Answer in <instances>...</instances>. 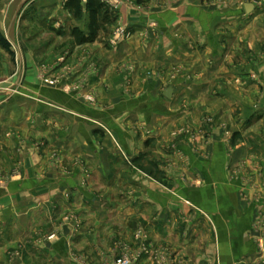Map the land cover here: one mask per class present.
Returning a JSON list of instances; mask_svg holds the SVG:
<instances>
[{"label":"crops","instance_id":"0c3cea01","mask_svg":"<svg viewBox=\"0 0 264 264\" xmlns=\"http://www.w3.org/2000/svg\"><path fill=\"white\" fill-rule=\"evenodd\" d=\"M102 1L111 13L100 17L98 29L91 34L83 0H0V33L16 56L13 63L12 56L0 47V108L4 109L0 117L13 116L6 88L36 86L33 71L37 64L51 65L57 71L61 64L56 58L64 51L70 54L67 62L73 68L71 76L88 73L86 90L99 101L98 105L87 106L57 87L40 83L36 103L40 121L36 129L31 128L43 139L40 157L35 155L33 166L40 169L39 178H35L40 191L29 194L35 184L33 178L24 175L15 182L12 192L8 187L0 192V264L6 263V249L24 244L37 231L38 223L40 232L52 233L54 221L66 209L76 210L83 224L76 230L65 225L43 242L35 250L42 264H74L70 257L73 246L84 247L97 261L99 253L94 249L99 242L107 246L113 233L129 240L138 224L151 242L164 244L196 264H253L260 257L264 264V248L256 242L264 237V224L261 222L257 230L253 225L259 215L264 216V51L256 43L245 48L250 61L246 58L238 65L244 67V74L238 73L236 63L241 39L237 22L247 24L244 34L252 35V23L258 16L243 15L240 7L252 3L254 9L255 4L251 0H229V8L221 10L215 9L216 0H148L144 5L135 0ZM117 26H123L127 36L112 43ZM90 64L94 69L89 70ZM128 66L132 89L125 95L122 78ZM192 66H196L191 69L195 75L186 79ZM168 85L174 87L170 99L162 95ZM185 87L229 88L225 95L214 93L210 100L206 93L195 95L201 101L200 108L227 119L231 127L237 128L236 122L247 125L250 119L254 123L245 129L246 139L233 149L219 137L212 138L208 145L197 141V149L189 142L180 143L188 162V178L198 175L201 187L181 183L177 194L149 187L132 194L128 206L123 197L115 203L98 202V194L81 201L84 205L62 202V194L70 192L75 183L76 192L72 190V194L79 195L73 196L74 203L77 197L86 195L85 190L71 174L50 169L48 153H61L62 164L70 167L73 157L84 156L86 151L90 165L108 166L107 155H95L96 148L88 145L95 142L99 126L111 129L124 154L132 156L145 137L133 133L131 127L144 125L153 136L164 135L173 119L185 112L178 108ZM235 87L244 88L243 92L238 90V94ZM21 113L26 125L28 113ZM256 135L261 139L258 142L253 141ZM102 142L108 147L107 137ZM240 161L245 164L238 175L245 176L232 177L233 165ZM128 214L133 216L131 226L126 225ZM115 222L120 225L113 229ZM37 253L30 252L21 263L33 262ZM142 260L140 264L153 261L150 254Z\"/></svg>","mask_w":264,"mask_h":264},{"label":"rangeland","instance_id":"374dc122","mask_svg":"<svg viewBox=\"0 0 264 264\" xmlns=\"http://www.w3.org/2000/svg\"><path fill=\"white\" fill-rule=\"evenodd\" d=\"M147 1L148 0H142V5H144ZM251 1L255 4V8L252 11L246 13L244 6H241L240 9L243 12V15H258L252 23V35H249V33L246 35L244 34L243 27L247 24L237 22V33L241 39H238L239 43L237 46L240 54L237 55L236 63L238 73L241 74H244V67H238V65L242 64L243 60L246 58L247 61H250V52H247L245 48L249 46V44L253 47L256 43V46H260L264 51V35H262L264 34V0ZM228 2L229 0H216L215 9L223 10L229 8ZM227 23L228 22H226V24ZM222 29L227 28L225 27ZM113 32L111 42L116 43L120 39L116 41L113 40ZM126 36L127 32H125L124 37ZM250 39L255 41L254 44L251 43ZM69 56L70 54L67 51H64L58 56V58H56V62L61 64L59 70L57 71H55L51 65L49 66L45 63H41L40 65L39 62L36 66L37 69L33 71L34 78L37 81V84L35 83L37 88L36 86L28 88L20 87V85L6 88L7 97L12 100L11 112L13 113V116L7 119L0 117V192H3V190L7 187L8 189H11L12 192L15 182L21 179L24 175H28L29 178H33L32 185L35 184L33 188H30L29 194H36V192L40 191V187L37 185L38 180H35V178H39L40 176V169L33 167L35 166L34 161H36L35 155L40 157V148L43 142V139L40 138V132L35 130L36 124L40 121L39 113L36 112L39 110L37 107L38 104L36 103L40 98V92L38 90L40 89V83L50 88L57 87L62 92L79 98V100L87 106L93 107L96 104L98 105L99 101H97L96 96L88 93L86 90L88 73L79 77L71 76L73 75V68L72 65H69L70 62H67ZM37 58L40 60V56H37ZM15 60L16 56L13 55V63H15ZM90 68L94 69V65L90 64L89 70ZM195 68L196 66H192L190 69L188 68L187 73L184 72V74L186 73V79H193L195 72L191 71V69ZM179 69L180 68H177L176 71ZM124 70L125 75L123 76L122 81L126 87H124L123 93L127 95L132 89L130 87L131 84H129V73L131 68L129 66L124 67ZM13 75L15 79L17 75L16 69H14ZM44 77L58 78V81H55L53 85H50L43 81ZM84 78H86V82L83 85L84 87L77 88L78 86H81ZM0 88L2 87L0 86ZM243 89L244 88L241 90L240 87H235L234 91L238 92V90H241L243 92ZM183 90L186 97L184 96V99L181 101V104L178 105V108H182L185 112L178 118L173 119L171 126L165 130L164 135L159 133L156 136H153L151 131L148 128H145L144 125L134 124V126L131 127L130 130H132L133 133L139 134L138 136L145 137L143 142L140 143L138 149L135 151V154L132 156L124 154L122 148L123 146L116 140V137L111 129H101L99 126L97 128L100 132L95 135V142H92V145H88L96 148L97 152L93 151L95 155H100L101 152L107 155L109 160L108 166L90 165L88 162L89 156L86 151L83 153L84 156L79 154L75 157V159L73 157L72 166L70 167L62 164V157H60L61 153L59 154L56 150L48 153L47 158L49 168L59 169L64 174H71L70 177L74 179L73 181L79 182L80 186L85 190L86 195L83 194V197H77L78 202L74 203L76 200L73 196L79 195L75 193L72 194V190L76 192L75 187L77 184L75 183L71 186L70 192L68 191L62 194V202L64 201V204L67 202L72 204V206L84 205L82 203L83 201H89L93 197V194H98V196L96 195L98 202L109 201L110 203H115L123 197L122 201L124 202V205L128 206L131 205V202L133 201L131 198L132 194H139V192L143 193L145 189L149 187H156L166 192H174V194H177L176 191H178L177 189L181 187V183L191 185L190 188L201 187L202 180L198 175L188 178V162L186 160V155L180 149V143L187 142V144H193L192 147L197 149V141L200 140L202 145H208V143L213 141L212 138L219 137L220 142L225 144L228 148L233 149L246 139L245 129L248 130V128L253 127L254 123L252 124L250 119L248 120L247 125L245 122H236L237 128L234 126L231 127L227 119L221 118L210 111H204L200 108L201 104H199V102L201 101L198 102L195 95L199 94L202 96L206 93L205 97L210 100L212 99L214 93H216L215 95L217 96H221L222 94L225 95V93H228L229 88L185 87ZM88 95L92 98L93 102L85 98V96ZM23 98L28 101L23 100ZM29 101H32V103ZM3 110V108H0V111ZM24 110L28 113L26 125L23 124L25 120L22 118L21 113ZM198 111L199 113H197ZM239 112L240 111H238V113ZM110 126L112 127L111 124ZM215 132L220 135H214ZM104 137H107L108 147L102 142L104 141ZM253 138V141L255 142L261 140L258 135ZM102 147L105 148V151L101 149ZM166 147L169 148V151L166 150ZM112 148H114V150ZM228 153L229 151L227 154ZM206 155L207 154L203 156ZM244 164L245 162L243 161L234 163V171L231 176L236 178L237 176L235 175L243 173ZM238 176L244 177L245 175L242 174ZM187 179H189V181H187ZM59 204L60 203H56V205ZM132 218L133 216L131 214L126 215V225L128 224L131 226V224L134 223ZM263 218L264 216L259 215L257 220H255L253 225L256 227V230L261 222L264 224V220L261 221ZM83 221V218L76 210L66 209L63 211L60 218L54 221L53 226L51 227L54 229L52 233L40 232V223H38L37 226H39V228L37 231H34L32 236H29L24 244H18L11 249H6L5 264H22L21 261L25 259V256H30L29 253L32 251L37 253L35 250L40 249V245H44L43 242L53 238L57 234V231H60L65 225L71 227L72 230H76V228L82 226ZM117 224L120 225V223L117 222L113 223L112 228L114 229L119 226ZM113 234L114 235H111L109 242H107V246L100 245L99 242V247L94 249L97 253H99V259L97 261H94L93 257H89V254L85 251L84 247L80 246H77V248H74V246L71 247V260L75 261L74 264H113L114 260L118 257L128 255L131 258L136 259L133 264H140L141 261H143V257L146 254H150L153 260L151 264H196L189 261L188 258L179 255L176 251L164 244L151 242L145 234L144 227L142 225L138 224L135 226L129 240L122 238L116 233ZM52 235L54 236L52 237ZM256 242L257 246L261 248V243L264 242V237H258ZM85 254L88 256V259ZM33 259V262L29 264H42L40 263L39 252L36 254V257H33ZM91 259L92 261H90ZM262 261L263 260L260 257L253 264H263Z\"/></svg>","mask_w":264,"mask_h":264},{"label":"trees","instance_id":"16d2710c","mask_svg":"<svg viewBox=\"0 0 264 264\" xmlns=\"http://www.w3.org/2000/svg\"><path fill=\"white\" fill-rule=\"evenodd\" d=\"M79 1V0H75ZM137 3H142V0H135ZM85 11L89 18V31L91 34L95 33L99 26L100 17L103 15L107 17L111 13L109 6L102 0H85ZM0 47L5 49L13 58V52L10 48V43L0 33Z\"/></svg>","mask_w":264,"mask_h":264},{"label":"built area","instance_id":"2783aa9c","mask_svg":"<svg viewBox=\"0 0 264 264\" xmlns=\"http://www.w3.org/2000/svg\"><path fill=\"white\" fill-rule=\"evenodd\" d=\"M83 1H85V0H83ZM125 32H127V31H126V29H125L123 26H118V27H116V28L114 29V32H113V35H114L113 40L116 41V40H118V39H121L122 37L125 36ZM85 79H86V78H84V80H83L81 86H78L77 88L84 87L83 85H84V83L86 82ZM43 81H44L45 83H47V84L53 85L55 81H56V82L58 81V78H47V77L45 78V77H44V78H43ZM85 98H86L87 100L93 102V101H92V98H90L89 95H88V96H85ZM53 236H54V235H52V237H53ZM261 245H262V248H264V244H261ZM139 256H140V255H139ZM135 260H136L135 258H131L130 256L125 255L124 257L121 256V257H118L117 259H115L114 262H113V264H133V262H134Z\"/></svg>","mask_w":264,"mask_h":264},{"label":"water","instance_id":"95a60500","mask_svg":"<svg viewBox=\"0 0 264 264\" xmlns=\"http://www.w3.org/2000/svg\"><path fill=\"white\" fill-rule=\"evenodd\" d=\"M252 9H253L252 3H245L244 4V10L246 13H249L250 11H252ZM173 91H174L173 85H168L164 88L162 95L165 98L170 99L172 97Z\"/></svg>","mask_w":264,"mask_h":264}]
</instances>
